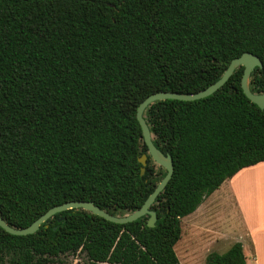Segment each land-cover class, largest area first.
<instances>
[{"label": "trees", "instance_id": "obj_1", "mask_svg": "<svg viewBox=\"0 0 264 264\" xmlns=\"http://www.w3.org/2000/svg\"><path fill=\"white\" fill-rule=\"evenodd\" d=\"M260 58L264 0H0V216L23 229L49 209L90 201L111 215L138 210L166 175L136 120L158 92L195 94L232 59ZM244 68L196 101L144 112L173 174L148 216L115 224L84 210L57 213L31 235L0 228V264H180V220L241 169L264 162V110L241 89ZM147 155L145 173L138 159ZM205 264H246L241 243Z\"/></svg>", "mask_w": 264, "mask_h": 264}, {"label": "water", "instance_id": "obj_2", "mask_svg": "<svg viewBox=\"0 0 264 264\" xmlns=\"http://www.w3.org/2000/svg\"><path fill=\"white\" fill-rule=\"evenodd\" d=\"M242 66L244 68L242 78H241V89L243 94L246 96V98L255 104L260 110H264V92L263 93H252L249 89V79L252 71L255 68H262L263 64L260 58L252 53H243L240 57L234 58L231 60L221 77L208 86L206 89L195 93V94H180V93H172V92H158L151 94L147 98H145L137 107L136 110V120L140 126L141 129V136L143 140V144L146 146L147 154L151 157L154 164L157 166H160L166 170V175L163 177V179L156 185L152 193L147 197V199L144 201L142 206L131 213H127L123 216L119 215H111L108 212L100 209L98 206L94 205L90 201H79V202H67L62 205L53 207L49 209L46 213H44L42 216H40L37 220H35L30 226L23 228V229H17L9 226L0 216V228H2L5 232H7L10 235L14 236H26L34 234L38 231L41 224L46 222L48 219H50L52 216H54L57 213H61L67 210H84L86 212H89L95 216H98L100 218H103L104 220L115 223V224H127L130 222H134L137 219L148 216L146 225L149 228H153L155 226V222L157 220V216L155 211L151 209L152 204L156 200L157 196L163 192L166 185L170 181L174 168H173V162L170 155H163L153 144V136L149 130V127L145 121L144 118V112L145 110L154 102L157 101H164V100H177V101H184V102H190V101H196L203 98H206L212 94H214L216 91H218L220 88L224 86V84L229 80V78L232 76L235 69ZM146 161H147V155L143 154L139 159L138 162L141 164L140 169V175L143 176L145 173V167H146ZM102 264H108V263H102Z\"/></svg>", "mask_w": 264, "mask_h": 264}, {"label": "rangeland", "instance_id": "obj_3", "mask_svg": "<svg viewBox=\"0 0 264 264\" xmlns=\"http://www.w3.org/2000/svg\"><path fill=\"white\" fill-rule=\"evenodd\" d=\"M238 180L240 181V177ZM228 184V180L225 181L215 196H218L220 192L223 193L225 188L229 186ZM235 189L238 192L235 194L241 197V186L238 184ZM252 191L253 188L248 187L246 195ZM235 194L233 192V195ZM231 196V192L228 191L216 202L205 199L202 206L203 217L200 221L192 215L180 220L181 237L175 246L176 256L180 264H205V258L208 254H222L231 246L229 240H226L227 233L235 223L240 226L238 208L235 207L234 203H231ZM53 264H87V262L84 254L77 252L76 254L60 256L55 259Z\"/></svg>", "mask_w": 264, "mask_h": 264}, {"label": "crops", "instance_id": "obj_4", "mask_svg": "<svg viewBox=\"0 0 264 264\" xmlns=\"http://www.w3.org/2000/svg\"><path fill=\"white\" fill-rule=\"evenodd\" d=\"M228 183L229 186L223 193L220 192L218 196H215L219 190L217 189L206 199L216 202L226 195V192H231L232 200L230 201L238 208L240 226L235 223L227 233L226 240H229L231 246L241 243L246 264H264V162L241 169L228 179ZM238 184L241 186V197L235 194L238 193L235 189ZM248 187L253 188V191L246 195ZM203 203L189 216L192 215L200 221L204 212Z\"/></svg>", "mask_w": 264, "mask_h": 264}]
</instances>
